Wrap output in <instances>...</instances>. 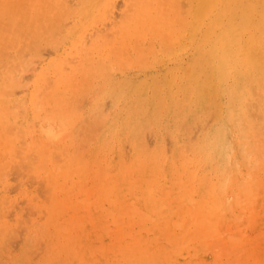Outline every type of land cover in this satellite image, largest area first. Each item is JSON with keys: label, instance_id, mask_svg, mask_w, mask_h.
<instances>
[{"label": "bare ground", "instance_id": "6f19581e", "mask_svg": "<svg viewBox=\"0 0 264 264\" xmlns=\"http://www.w3.org/2000/svg\"><path fill=\"white\" fill-rule=\"evenodd\" d=\"M115 2L0 0V167L48 177L44 264H264V0Z\"/></svg>", "mask_w": 264, "mask_h": 264}, {"label": "rangeland", "instance_id": "374dc122", "mask_svg": "<svg viewBox=\"0 0 264 264\" xmlns=\"http://www.w3.org/2000/svg\"><path fill=\"white\" fill-rule=\"evenodd\" d=\"M116 2H118V3L116 4L115 8L117 7L120 10L119 9L117 10V8L116 9L113 8L112 10L116 11V12H114L115 14L114 13L113 14L115 16L117 14L116 19H118L119 18V13L122 10H124V7H123V3L124 2H123V0H116ZM116 19L115 20L112 19V20L118 21ZM100 24H97L96 27H98V26L100 27ZM109 25L110 24L107 23L103 28L109 29L110 28ZM91 31L94 32V30H91ZM107 31H109V30H107ZM45 47L46 46H44V48ZM44 48H43V50H41L42 48L40 49L41 50L40 52L42 54L46 53L48 51V50L45 49L46 52H44ZM50 48L53 49L52 47H50ZM51 51L52 50L49 49V51H48L49 53L47 52V54H44V55L40 56L41 59L43 58V62L42 63H45V62H47L50 59L55 57V52H53L54 50L52 52ZM53 53H54V55H53ZM49 55H50V58H49ZM39 58L35 57L34 59L32 58L31 61H29V59L25 61L24 67H22V72L24 74H29V76L28 75L25 76L21 72L22 73L21 78H24L22 80V84L24 82L25 90L21 91V92H17L16 96H18V98H20V97L22 98L21 95L27 94L32 89L31 86H32V82H33V79H34V75L38 71L39 67L41 66V65L39 66L38 62H37L39 60ZM30 62H32V63L30 64ZM33 64H34V66H33ZM30 66L31 67L33 66L32 68H34L35 71L32 68L29 69ZM35 66H37V68ZM25 67L26 68L28 67L25 70V71L28 70V72H26V73L24 71ZM29 70H30V72H29ZM31 72H32V75H31ZM25 80H27V81H25ZM26 84H27V86H26ZM106 101H107V103L106 102L105 103L108 104V105L105 104V106L106 107L110 106V101L109 100H106ZM105 109L107 110L109 108L107 107ZM198 127L199 126H197V128ZM197 128L195 127L194 129L196 130ZM194 129L192 130L193 132L195 131ZM198 129H200V127ZM200 131H201V129H200ZM194 133H190L189 135L190 136H194V135H192ZM198 134H199V130L197 132V135ZM147 135H150L149 132H148ZM150 136H151V139H153V135H150ZM165 137H167V136H165ZM33 139H32L33 142L36 141V144L39 143V140H37L35 137H33ZM148 139H150V137ZM26 140H29L28 137L27 138H23V139H19L20 142L23 141L21 143L24 146H25ZM164 141H166L165 138H164ZM168 142H166L167 143L166 148L170 147V140ZM148 143H150V145L152 146L153 145V140H148ZM125 147H126L125 148V152L127 153L128 145L127 146L125 145ZM72 152H74V151H72ZM13 155H12V158L10 157L7 160H4V161L7 162V165L0 167V168H2V170L0 169V171H2V172H0L1 173L0 176L2 174H3L2 176H5V178L4 177H0L1 178L0 179V187H2L0 189V196H2V198H3V199H0V200L1 201L3 200L2 202H4L3 204L0 202V204H1V206H0V217H2V216L4 217V218L2 217L3 220L0 218V222H1V220H2V222L4 221L5 222L4 225L7 226V228H6L7 235L4 238L3 237L0 238V243L2 241L1 239H3V242L0 245V248H2L0 250V264H9L11 262H12L11 264H15V263L16 264H21V263L22 264H44V263L47 262L48 255H49V252H47V245L45 243L46 239H42L41 241H39L37 238H35L33 233H36L35 230H37V229L39 230V227H41V225H43L47 221V219L49 218L48 215H47V212L45 210V207L50 205V203H51L50 198H49L50 195H48V194H50L49 190H48V184H47V182H45V181L48 180V177L46 178V174H43L45 177L42 175L43 178H42V181H41V177L42 176L38 175L39 172H37L34 169V167L30 166L29 160L24 159L23 155L21 157L22 160L20 159V157H19V159L17 157V156H21V155H14L15 157ZM61 155H62L61 152H58V154L56 152V154L53 155V158H52V159H54L53 160V162H54L53 166H57L58 165V166L63 167V165H65V162L66 163L68 162L67 159H69L70 156L66 155L67 156L66 157L65 154H64V156H61ZM73 155H74V153H73ZM64 157H65L66 161H64ZM26 162H27V164H26ZM56 162H58V163H56ZM62 163H63V165H62ZM27 165H29V166H27ZM3 167H5V169ZM29 167H31V170H30ZM32 168H33V170H32ZM42 169H45V167H43ZM44 171L45 170H43V171L41 170L42 173ZM4 182H6V183L3 184ZM1 183L3 185H1ZM4 187H6V188H4ZM5 202H7V203L5 204ZM35 226H36V228H35ZM0 227H1V225H0ZM8 229L11 230L10 233L8 232L9 231ZM3 230H4V228H3ZM40 230L41 231L42 230L45 231L46 228H40ZM260 231L263 232L264 229H261ZM260 231H259V234L261 235ZM32 234H33V236H32ZM260 235L258 237H255V238L253 237L254 239L252 238L250 240V245H252L255 242L258 243L257 249L258 248L260 249V250H258V252H260L259 255L262 256V253H263V256H264V241H262L264 236H260ZM35 239H37V241ZM259 240H260V242H259ZM33 241H34V243H29V242H33ZM37 242H38V244L36 245L35 243H37ZM213 242L209 245L210 246L209 250H207L208 249V248H206L207 246H205V248H203L204 247L203 245H201V246L198 245L197 248L192 249V253L193 254L196 253V251H197V253L195 254L196 258L199 257L198 259H200V260L203 259L202 260L203 262H200L199 264H210V263L212 264L211 259L213 260V264H218V263L219 264H224V263L225 264H228V263L232 264L233 258L237 257L238 254L237 255L235 254L236 256L234 257L232 254H229V253L231 251L234 252V253H237V252H235L233 248H230V249L226 248L227 252L225 251L226 253H224V256H226V257L221 255V256L218 257L219 258L218 259V258H216L214 256L216 255V253H218V255H219V252L221 250L219 249V250L216 251V249H217L216 246H218L219 244L214 246L217 243L215 241H213ZM4 244H5V246H4ZM223 244L221 243V246H223ZM212 245L214 246L213 248H212ZM3 247H4V249H3ZM224 247H225V245H224ZM205 249L207 250V252L204 253V251H206ZM222 250H223V248H222ZM46 252H47V254H46ZM209 252L210 253L214 252L213 253L214 256L212 254L210 255ZM1 255L3 256V259H2ZM259 255H258V257H259ZM45 258H46V260H44ZM204 258H205V260H204ZM223 258H224V260H223ZM239 259H242L241 253H240V256L237 258L238 262H236V259H235L234 260V264H236V263L237 264H240V263L241 264H249V259H245V258H244L245 260L242 259L243 263L241 262V260L239 262ZM8 261H11V262L8 263ZM206 261H207V263H206ZM214 261H218V263H216ZM221 261H222V263H221Z\"/></svg>", "mask_w": 264, "mask_h": 264}]
</instances>
